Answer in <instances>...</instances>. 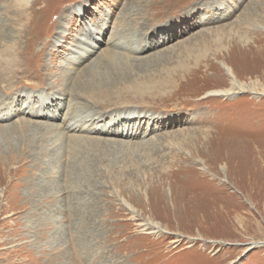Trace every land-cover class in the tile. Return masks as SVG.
Listing matches in <instances>:
<instances>
[{
	"label": "rangeland",
	"instance_id": "374dc122",
	"mask_svg": "<svg viewBox=\"0 0 264 264\" xmlns=\"http://www.w3.org/2000/svg\"><path fill=\"white\" fill-rule=\"evenodd\" d=\"M10 4L0 48L25 64L0 98V264H264V0H35L23 33ZM226 67L245 92L215 94ZM79 72L114 94L170 83L92 104ZM74 106L80 146L55 130Z\"/></svg>",
	"mask_w": 264,
	"mask_h": 264
},
{
	"label": "bare ground",
	"instance_id": "6f19581e",
	"mask_svg": "<svg viewBox=\"0 0 264 264\" xmlns=\"http://www.w3.org/2000/svg\"><path fill=\"white\" fill-rule=\"evenodd\" d=\"M33 1L35 0H11V4L10 6H12V8L15 10V19L14 22L15 23H21L20 28L18 30L19 33H23V31L26 30V25L28 24V22L30 23V17L28 16L27 10L32 6ZM39 1V0H38ZM26 14V17H25ZM13 16V17H14ZM40 16V15H39ZM32 17V16H31ZM33 18V17H32ZM40 19V18H39ZM34 20V19H33ZM33 22V21H32ZM41 22V21H40ZM45 22V21H44ZM40 24V23H39ZM38 25V24H37ZM40 26V25H39ZM38 26V27H39ZM37 27V28H38ZM5 28V27H4ZM25 29V30H24ZM35 29V28H34ZM4 30V29H3ZM32 31V30H31ZM35 30H33L34 32ZM9 33V32H8ZM31 33V32H30ZM35 34V33H34ZM4 34H2L3 36ZM27 35V34H26ZM123 38L117 37V39H115L114 41H112L111 43L113 44V46L115 47H120V48H127L126 45H124V41H122ZM2 40V38L0 39V41ZM28 40V39H27ZM13 41V40H12ZM33 42V41H30ZM10 43V42H9ZM17 42H13L10 43L11 45L2 46V48H0V98L3 97L2 94L5 93L4 89L7 88L9 86L10 80L12 79V77H15L14 72L17 71V67L23 66L25 63H14V61L16 60V57H18V45L16 44ZM29 45V44H28ZM27 45V46H28ZM34 45V44H33ZM81 45V44H80ZM31 48V47H30ZM81 45V49L78 52V54L80 55V57L82 56L84 58V56H88V54L93 53L94 50H92V48H83ZM21 49V48H20ZM29 51V50H28ZM33 52V51H32ZM24 54V53H23ZM31 54V53H30ZM118 54V53H117ZM26 55V54H25ZM92 55V54H91ZM77 56V55H76ZM122 56V55H121ZM29 57V56H28ZM27 57V58H28ZM104 59H110L111 58V54L110 53H104L100 56L99 60H102L101 58ZM25 58V56H24ZM34 58V57H33ZM26 59V58H25ZM33 60V59H32ZM28 61V60H27ZM81 60L80 58L77 60V57L72 59V62H76L79 63ZM82 62V61H81ZM36 64V63H35ZM95 66V65H94ZM16 67V68H15ZM77 67V66H76ZM91 68H89L91 71L95 72V68H93L92 66H90ZM27 68V67H26ZM24 69L25 72H27V69ZM229 75L231 77V83H232V87L228 88V89H224V90H218L215 91V94L220 95V96H224V97H229L233 94L236 93H242L245 92L247 89V87L245 86V84L238 83V78L236 77V75L233 73V71L230 70L229 67H226ZM33 69V68H32ZM73 68H70V70L73 72V74H75L76 70L75 68L72 70ZM21 70V69H20ZM32 71V70H31ZM75 71V72H74ZM18 72V71H17ZM22 72V71H21ZM30 72V70H29ZM28 72V73H29ZM19 74V73H18ZM77 75H75V77L73 78V80H75L76 82H80V86H82L81 88L83 89V91H85L87 97L90 99V101L92 102V104H97L98 102L104 103L103 99L110 97V101H106L108 104H113V106L117 103L122 102L123 104H128L130 102H132L130 100L131 96L132 98L135 96H141L144 97L146 94L148 95H159L163 92V89L165 88V86H167L170 81L167 79H162L161 81H157L156 79H153L151 81H148L146 83H133L131 82L129 85L126 84L125 89L119 90L117 92L114 93H109L108 90H102V87H97L95 85H89L87 86V84L85 83V81L83 80L84 76L81 77L80 76V72L77 73ZM33 75V74H32ZM22 77V76H21ZM30 77V76H29ZM18 79V78H17ZM43 80V79H42ZM23 81V80H22ZM74 81V85H77V83ZM240 81V80H239ZM24 83V82H23ZM19 84V83H18ZM25 85V84H24ZM251 85V84H250ZM123 86V85H122ZM27 87V86H26ZM16 88V87H15ZM14 88V89H15ZM19 88V87H18ZM22 88V87H21ZM122 88V87H121ZM11 89V88H10ZM252 89V88H251ZM254 89V88H253ZM1 90H3V92H1ZM249 90V88H248ZM9 91V90H8ZM114 92V91H113ZM254 92V91H253ZM10 93V92H9ZM255 93H257L255 91ZM213 94V93H212ZM75 97L78 96L77 94H74ZM131 95V96H130ZM107 96V97H106ZM130 97V98H129ZM128 101H127V100ZM127 102H126V101ZM124 101V102H123ZM76 106V103L74 104ZM72 110V112L70 114H68L65 118V120L63 121L62 125L60 127H56L55 130H60L58 132V135L63 137V138H68V142L72 143L74 146H80L83 142H84V138L83 136H80V133H84L87 130H85V128L87 127L88 122L86 121V119L84 118H80V116L78 115L77 111V107ZM99 106V105H98ZM97 106V107H98ZM108 106V105H107ZM127 107V106H126ZM24 113V112H23ZM132 117V116H131ZM131 119H129L128 121H130ZM128 123V122H127ZM120 124V126L116 123L114 125H118V129L115 131H110L109 133H114L116 135H120V137L122 138H133V137H137V132L135 133L134 130L131 132L130 128L127 129L128 126L131 127L130 124ZM128 125V126H127ZM124 126V127H123ZM120 128V129H119ZM80 134V135H78ZM128 144V143H127ZM125 147V146H124ZM202 169L205 170V167H203ZM156 225V227H158V223H153V226Z\"/></svg>",
	"mask_w": 264,
	"mask_h": 264
}]
</instances>
